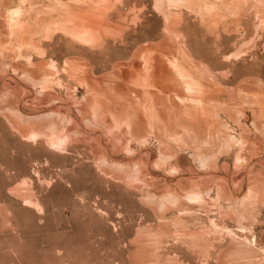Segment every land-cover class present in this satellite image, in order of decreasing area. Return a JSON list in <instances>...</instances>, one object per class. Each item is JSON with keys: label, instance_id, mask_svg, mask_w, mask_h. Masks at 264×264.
<instances>
[{"label": "rangeland", "instance_id": "374dc122", "mask_svg": "<svg viewBox=\"0 0 264 264\" xmlns=\"http://www.w3.org/2000/svg\"><path fill=\"white\" fill-rule=\"evenodd\" d=\"M0 264H264V0H0Z\"/></svg>", "mask_w": 264, "mask_h": 264}, {"label": "bare ground", "instance_id": "6f19581e", "mask_svg": "<svg viewBox=\"0 0 264 264\" xmlns=\"http://www.w3.org/2000/svg\"><path fill=\"white\" fill-rule=\"evenodd\" d=\"M79 23H71L67 26H65V28H63V30H66L69 32V34L74 37L75 39L79 40V41H83L84 37L86 36V33L89 30H92V26L91 23L89 22L88 18L83 16V15H79ZM87 19V20H86ZM108 102L109 103H113L111 98H108ZM78 110L80 111L81 114H83L84 112V108H78ZM43 112V111H42ZM62 112L63 114H68V110L65 108H62ZM57 116H60V114L56 111H49L46 110V112L44 113V115L42 117H39V120H46L48 121L49 119L55 118ZM44 118V119H42ZM44 127V131L46 132H50L51 137L53 138V145L55 146V142H56V138H57V130H58V126L57 123L55 121L53 122H47L46 124L43 125ZM32 132L34 133V130H32Z\"/></svg>", "mask_w": 264, "mask_h": 264}]
</instances>
